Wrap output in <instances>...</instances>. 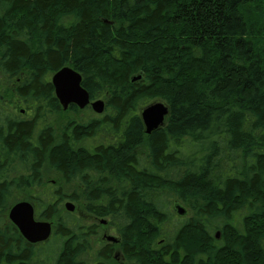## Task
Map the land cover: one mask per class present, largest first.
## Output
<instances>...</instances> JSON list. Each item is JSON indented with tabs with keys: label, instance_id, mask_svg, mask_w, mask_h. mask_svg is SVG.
Listing matches in <instances>:
<instances>
[{
	"label": "trees",
	"instance_id": "trees-1",
	"mask_svg": "<svg viewBox=\"0 0 264 264\" xmlns=\"http://www.w3.org/2000/svg\"><path fill=\"white\" fill-rule=\"evenodd\" d=\"M63 67L107 112L56 131L43 112L63 111L50 83ZM1 78L20 80L32 117L0 108V264H103L95 230L60 213L74 195L33 197L36 218L54 220L44 247L3 217L44 169L109 219L121 264H264V0H0ZM153 100L168 115L146 135Z\"/></svg>",
	"mask_w": 264,
	"mask_h": 264
},
{
	"label": "rangeland",
	"instance_id": "rangeland-1",
	"mask_svg": "<svg viewBox=\"0 0 264 264\" xmlns=\"http://www.w3.org/2000/svg\"><path fill=\"white\" fill-rule=\"evenodd\" d=\"M19 79H21V77ZM19 79L17 81L12 80L10 82H6L5 81L6 79H2V78L0 79L1 83H2V85H0V108H4L6 110H12L14 114H16V115L19 114L20 118L27 119L28 117L31 116V112L25 106L17 105L16 101H15V99H16L15 89H16V86L19 84V81H20ZM98 100H101L104 104L106 102L105 97H102ZM94 101H96V100H94ZM159 102L160 101H158V100H153L147 106L155 104V103H159ZM147 106H145V107H147ZM145 107H142L140 109V112ZM45 112H43V114H44L43 115V117H44L43 121H45L47 124L52 125L56 131H59L69 121L81 122V121H84L86 119L99 117L101 115H104V113L107 112V109L105 107L104 112L101 115L95 114L91 110L90 107H87L84 110H78L75 108L74 111H71L70 109H68L66 111H62L58 115L53 114V113L51 114V113H49V111H47L46 113ZM57 189L60 190L64 194L74 195L77 198L76 201L66 199L61 204L60 213L68 212V210L66 209V205H70L71 207H73V211H72V213H70L72 216V217H70V219H72V218L77 219L80 222V224H82L85 228L90 227L91 229L95 230V232H96L94 236L89 238V244H90L89 255H91V257L96 262H100V263H104V264H114V262H116L114 260L109 261V262H105L103 260L96 258V253L103 250L104 246L112 245L113 247L117 248L119 245L118 244L119 243L118 236L115 234L113 229L110 227L108 219H106V218L97 219V218L93 217L92 215L86 213L84 211V204L85 203L83 202L81 190L78 189L76 184L64 183L56 173L49 171L48 169L43 170V183L39 188L14 191L12 201L9 204L7 210L4 212L3 217L5 218V220L7 222H9L8 212H9L11 207H13L14 205H16L18 203H22V202L29 203L32 207H34V203L32 201L34 196L43 197L46 194H48L54 190H57ZM175 201L180 203V201H178V199L176 197H173L171 199V203H173ZM180 204L186 209V211L189 214V209L187 208V206L183 205L182 203H180ZM37 220L40 222H49L51 224V229L54 232V227H55L54 220H51V221H46L43 219H37ZM215 234H216L218 240H220L221 239L220 238L221 237L220 232L216 231ZM50 239H52V236ZM111 239L116 240L117 243H112L110 241ZM184 243L187 244L188 246H190L189 247V249H190L189 253L190 254L197 253L196 251H198V248H194L193 241H191V240L189 241L187 239L186 241H184ZM45 245L46 244H43L40 246L44 247ZM115 250H117V249H115Z\"/></svg>",
	"mask_w": 264,
	"mask_h": 264
},
{
	"label": "water",
	"instance_id": "water-1",
	"mask_svg": "<svg viewBox=\"0 0 264 264\" xmlns=\"http://www.w3.org/2000/svg\"><path fill=\"white\" fill-rule=\"evenodd\" d=\"M139 76L133 78V81ZM54 95L63 110L69 106H75L79 110L90 105L96 114H102L104 103L101 100L90 103L87 91L81 85V76L78 72L69 67H64L55 72L51 78ZM168 115V108L161 102L149 105L141 110L140 119L146 134H151L164 124L165 117ZM173 208L179 217H184L186 211L178 204ZM69 212L73 207L66 205ZM10 223L17 229L21 237L30 244H37L46 241L51 234V225L45 222L34 221V211L29 203H18L10 208L8 212ZM110 241H114L111 239Z\"/></svg>",
	"mask_w": 264,
	"mask_h": 264
},
{
	"label": "flooded vegetation",
	"instance_id": "flooded-vegetation-1",
	"mask_svg": "<svg viewBox=\"0 0 264 264\" xmlns=\"http://www.w3.org/2000/svg\"><path fill=\"white\" fill-rule=\"evenodd\" d=\"M53 88V87H52ZM53 94H54V91H53ZM56 99V98H55ZM30 115V114H29ZM30 117H32V115L30 116ZM30 117H28V118H30ZM109 220V219H108ZM114 231V230H113ZM92 237V236H91ZM90 237V238H91ZM116 243H117V241H116ZM119 245H120V243H118ZM119 245H118V247L116 248V247H113L112 245H110V246H112L113 247V254L111 255V257H110V260H108L107 262H109V261H112V260H114V261H116V262H114V264H121V262H122V257H121V251H120V247H119ZM107 246V245H106ZM106 246H104V248L106 247ZM103 248V249H104ZM115 249H117V250H115ZM104 264V263H103Z\"/></svg>",
	"mask_w": 264,
	"mask_h": 264
},
{
	"label": "bare ground",
	"instance_id": "bare-ground-1",
	"mask_svg": "<svg viewBox=\"0 0 264 264\" xmlns=\"http://www.w3.org/2000/svg\"><path fill=\"white\" fill-rule=\"evenodd\" d=\"M63 68H64V67H63ZM53 74H54V73H53ZM53 74H52V75H53ZM136 77H138V76H135V77H133V78H136ZM50 78H51V77H50ZM133 78H132V81H133ZM139 79H140V76H139ZM137 80H138V79H137ZM135 81H136V80H135ZM50 83H51V81H50ZM104 108H105V105H104ZM103 112H104V111H103ZM161 127H162V126H161ZM161 127H160V128H161ZM158 129H159V128H158ZM144 131H145V129H144ZM145 134H146V133H145ZM146 135H148V134H146Z\"/></svg>",
	"mask_w": 264,
	"mask_h": 264
}]
</instances>
